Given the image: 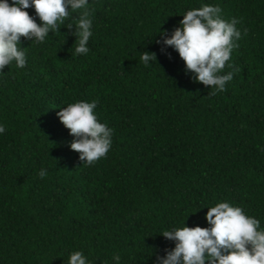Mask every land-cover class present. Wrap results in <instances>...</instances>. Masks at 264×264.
<instances>
[{"label": "trees", "instance_id": "trees-1", "mask_svg": "<svg viewBox=\"0 0 264 264\" xmlns=\"http://www.w3.org/2000/svg\"><path fill=\"white\" fill-rule=\"evenodd\" d=\"M204 4L237 18L242 33L222 74L229 63L238 71L217 94L158 34L171 35ZM90 8L87 55H72L75 28L61 25L43 44L21 37L26 67L6 66L0 78V264H66L77 250L92 264H112L115 254L121 264H154L175 246L162 230L208 227L202 207L221 201L264 227V0H90ZM144 51L157 61L145 66ZM79 100L98 101L99 120L113 129L112 147L92 165L71 149L57 115Z\"/></svg>", "mask_w": 264, "mask_h": 264}, {"label": "clouds", "instance_id": "clouds-1", "mask_svg": "<svg viewBox=\"0 0 264 264\" xmlns=\"http://www.w3.org/2000/svg\"><path fill=\"white\" fill-rule=\"evenodd\" d=\"M35 8L37 20L27 9ZM77 14L73 16V14ZM183 19L174 27L171 35L160 30L165 46H171L185 62L186 72L192 79L211 86L212 94L226 90V83L233 79V71L222 74L234 49L242 37L236 27L239 20H225L219 5L204 4L184 12ZM61 25L75 28V49L72 55H87L89 41L93 37V19L90 0H0V78L6 66L17 69L27 65V55L21 37L43 44L50 32L60 30ZM246 31V30H245ZM60 32V31H59ZM158 43L161 42L157 40ZM164 50V49H162ZM139 61L145 66L157 61V54L144 51ZM96 100H79L69 103L57 113L63 125L70 129L73 139L71 149L80 153L83 165H92L105 157L112 147L113 129L101 122L95 111ZM0 123V134L5 132ZM40 179L47 176L41 169ZM208 227L173 226L160 232L168 240L175 241L165 255H155L154 264H264V227L261 221L229 201L214 206H204ZM66 264H92L82 250L69 254ZM112 264H121V256L115 254Z\"/></svg>", "mask_w": 264, "mask_h": 264}]
</instances>
